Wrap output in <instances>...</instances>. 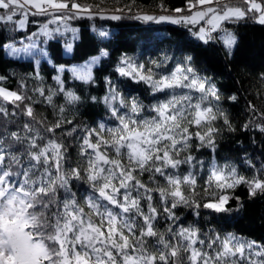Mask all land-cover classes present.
Instances as JSON below:
<instances>
[{
	"label": "snow or ice",
	"instance_id": "1",
	"mask_svg": "<svg viewBox=\"0 0 264 264\" xmlns=\"http://www.w3.org/2000/svg\"><path fill=\"white\" fill-rule=\"evenodd\" d=\"M243 3L247 8L231 6L226 0H188L189 11L197 5L205 7L189 16L135 18L193 25L206 20L211 29L201 27L194 34L207 43L213 39L211 31L220 29L222 22L244 19L249 13L256 23L264 25V0H243ZM213 4L216 7H208ZM29 8L36 10L33 15L48 14L49 9L62 12L64 20L79 13L92 15L90 6L76 0H0V10H3L0 22H13L18 12L26 16ZM174 11L180 13L183 9ZM110 18L120 19L117 15ZM17 23L24 26L23 20ZM43 28L47 35V25ZM222 39L230 51L235 37L225 32ZM30 47L33 46L11 51L27 53ZM122 63L127 68L117 69L121 75L148 83L154 92L170 95L152 106L150 111L154 115L143 116V108L137 101L128 103L110 88L104 102L118 123L111 128L101 125L99 131L91 130L84 136L80 155L87 158V163L83 170L79 167L64 169V145L54 138L56 129L61 127L59 121L44 128V132L52 134L50 137H45L39 128L29 123L23 125V134L20 130L9 132L7 129L0 133V264H182L181 252L189 253V264H236L237 254L243 258L245 246L231 235L220 241V249L211 255L194 247L198 241L196 230L181 228L173 233L177 242L172 244L154 225L159 215L152 203L154 191L159 193L169 219H176L173 209L189 203L183 187L191 185L194 189V176L189 173L181 177L170 171L179 169L182 164L193 165L194 157L181 158V153L191 147L193 139L199 140L201 147L215 149L217 130L212 122L224 116L211 105V100L220 99L216 89L196 76L191 67H177L170 75L155 78L150 70L145 74L142 65L137 67L131 61ZM77 78L87 81L90 73L78 74ZM56 79L59 82V77ZM39 91L43 95V91ZM196 93L199 95L195 96ZM65 97L69 103L79 100L72 92H66ZM0 98L12 104L24 99L4 88H0ZM47 99L51 102L52 97ZM117 100L121 108L127 109L124 114L115 107ZM63 110L61 107L60 111ZM0 113L8 115L3 106ZM25 115L35 120L30 106L26 107ZM224 122L228 123L226 116ZM36 123L43 126L42 121ZM193 127L197 131L193 132ZM260 131L264 132V127ZM93 135L95 142L91 139ZM144 172L152 174L150 179L163 177L166 185L150 188L138 178V173ZM74 180L88 185L83 206L77 200V192L73 191ZM213 181L221 193L240 184L248 185L251 196L264 192V179L256 176L247 179L238 175L235 168L229 171L228 166L219 168L213 164L209 188ZM169 198L171 207L167 206ZM228 199L221 194L214 202L203 206L224 212ZM143 201L147 202V211L142 206ZM169 232H172L171 227ZM153 238L156 245L149 243ZM249 264L256 262L249 258Z\"/></svg>",
	"mask_w": 264,
	"mask_h": 264
},
{
	"label": "trees",
	"instance_id": "2",
	"mask_svg": "<svg viewBox=\"0 0 264 264\" xmlns=\"http://www.w3.org/2000/svg\"><path fill=\"white\" fill-rule=\"evenodd\" d=\"M76 2L90 6L92 15L79 13L68 19L78 30L71 51L63 53L65 40L60 37H42L39 43L44 46L46 58L37 63L29 57L9 56L4 49L5 44L18 43L20 38L29 39L28 36L35 35L38 26L51 14L52 17H61L64 13L49 11L48 14L33 15L35 9L33 12L27 10V20L22 28L16 21L17 17L24 16L19 12L13 22H0V86L24 97L16 104L0 98V106L5 107L8 113L7 117L0 113V133L7 129L9 132L20 130L23 134V125L29 123L39 128L42 135L50 137L52 134L44 132V128L59 121L61 127L56 129L54 138L64 145V169L79 167L83 170L87 163V158L80 155L84 136L91 130L99 131L101 125L111 128L118 123L111 108L104 102L110 88L128 103L137 101L143 108V116L153 115L150 111L152 106L165 97V92H154L148 83L121 75L117 69L123 59H131L137 67L142 65V71L147 74L150 70L155 78L170 75L177 67H191L196 76L216 89L220 99L211 100V105L227 117L228 123L225 124L224 116L212 122V127L217 130L214 150L201 147L200 141L193 139L191 147L181 153V158L193 156V165L182 164L179 169L170 170L181 177L191 173L196 180L194 189L191 185L183 187L189 203L180 204L172 210L176 219L168 218L159 193H152L153 206L159 213L154 221L155 228L172 244L177 242L173 233L188 228L196 230L198 239L204 241L202 249L213 244L217 237L231 235L242 242L252 243L264 253V192L251 196L248 185L240 184L221 193L214 181L209 188L213 164L222 168L228 166V170L235 168L238 175L247 179L254 176L264 179V132L260 131L264 127V25L256 23L252 13L238 21L222 22V28L231 29L235 34L234 46L228 51L217 33L207 43L197 38L194 33L204 20L193 25L135 18L142 15H181L183 13L173 12L177 8L183 9V12L188 10V0ZM232 2L247 8L243 0ZM113 15L120 19H111ZM101 50H106V55L92 68L87 81L73 77L66 69L59 71L57 68L59 65L81 62ZM58 74L59 82L55 77ZM39 90L43 91V95ZM66 92L74 93L79 100L69 103ZM48 96L52 97L51 102ZM233 96L234 100L231 99ZM29 106L35 120L25 115ZM61 107L63 112L60 111ZM115 107L121 114L127 112L126 108L120 107L119 100ZM36 121H42L43 126ZM191 130L197 131L194 127ZM91 139L95 142V135ZM151 176L149 172L138 173V178L150 188L166 185L163 177L150 179ZM72 187L83 206L88 185L74 180ZM221 194L229 197L225 204L226 211L218 213L203 206L214 202ZM63 195L61 191V198ZM133 195L136 193L133 192ZM142 206L147 211L146 201L142 202ZM167 206L171 207L170 198ZM149 243L156 245V238ZM188 255L181 252L182 264H189ZM261 257L264 259V255Z\"/></svg>",
	"mask_w": 264,
	"mask_h": 264
},
{
	"label": "rangeland",
	"instance_id": "3",
	"mask_svg": "<svg viewBox=\"0 0 264 264\" xmlns=\"http://www.w3.org/2000/svg\"><path fill=\"white\" fill-rule=\"evenodd\" d=\"M232 1H237V0H226L227 3H229V4L232 3V4H230L231 6H239L238 3H233ZM213 5H215V4H213ZM221 6H223V5H221ZM202 7H205V6L197 5L195 8L191 9V11L189 13H187V11L189 10L187 8L188 10H186V11L184 10V12L183 11L180 12V13H183V14L177 15V16H174V17L189 16V15L192 14V12L201 10ZM208 7H213V6L208 5ZM29 10L31 12L34 11V9H31V8H29L28 11ZM49 11H53V10L49 9ZM173 13H177V12H173ZM52 15L53 14H51L48 17V19H46L41 25L38 26L36 32H34L35 35L32 36L30 34L28 36L29 39L26 40V38H20L18 40V43H13V42L6 43L5 44V48H4L6 53L9 56L16 57V58L29 57V58L34 59V61L37 63L41 59L46 58V52L44 51V46H42L39 43L40 38H42V37L43 38H47V37H55V36H57V37H60V38L65 40V43L63 44V53L64 54H68L71 51L73 39L77 37V31L78 30H77V28L74 25L70 24L68 19L64 20V19L61 18L62 16L61 17L60 16L59 17L58 16L52 17ZM20 20H23L24 21V25H25L26 20H27V15L26 16L24 15V16L16 18L17 22L20 21ZM51 21H54V22H51ZM199 22H201V21H199ZM44 25H47V33H48L47 35L44 34V28H43ZM206 25H208V24H207L206 20H204L203 25L200 24L199 29L197 31H195V33L199 32L201 26L203 28H205L206 30H208L209 28L205 27ZM18 26H19V24H18ZM225 32L231 33V35L235 37V34H234V32L231 29H226V28H222V27L220 29H217L216 31H211V36H213L214 33H217L218 36L220 37V39L223 42L222 38L224 37ZM6 46H11V47H6ZM29 46H33V47H30L29 51L27 53L18 52V53L13 54L12 51H11L12 48L22 49V48L29 47ZM233 46H234V44H233ZM224 47H225V49H227L229 51V49L226 48L225 45H224ZM105 55H106V50H101L98 54L90 56L89 58H87V59H85V60H83L81 62H74V63L68 64V65H59L57 68H58L59 71H62L64 69L68 70L72 74V76L75 77V78L78 77V74H83V73H90V77H91L92 68L98 63L99 59L101 57L105 56ZM122 61H131L133 64H135L131 59H127V58L123 59ZM120 67L127 68V65L125 63H122V65ZM73 69L76 70L75 73L73 72ZM55 77L56 78L60 77V75L58 74ZM77 79H79V78H77ZM0 88H3V87L0 86ZM6 90H8V89H6ZM169 95H170V93H165V95H164L165 97H163L159 102L168 99ZM198 95L199 94H197V96ZM205 106H207V104ZM153 115H154V113H153ZM219 168H222V167H219ZM225 237L226 236L219 237V240H217V238H216L215 242L212 244V247L209 248V246H208L205 249H202V246L199 243L200 240L198 239V241L194 245V247L199 249V250H201V251H203V252H208L211 255H215V252L220 249V246H221L220 245V241H222ZM233 237H235V236H233ZM235 238H236V242H239V243H241V244H243L245 246V251H244L243 258H241L239 256V254H237V256L234 258L236 260V264H249V258L251 260L255 261L256 264H261V262H264V259L261 256H256L255 255V253L261 252V251L256 249V247L253 246L252 243L242 242L240 238H237V237H235ZM249 244L252 245L251 248L248 247Z\"/></svg>",
	"mask_w": 264,
	"mask_h": 264
},
{
	"label": "built area",
	"instance_id": "4",
	"mask_svg": "<svg viewBox=\"0 0 264 264\" xmlns=\"http://www.w3.org/2000/svg\"><path fill=\"white\" fill-rule=\"evenodd\" d=\"M205 27L209 28V26H208V25H206ZM208 30H209V29H208Z\"/></svg>",
	"mask_w": 264,
	"mask_h": 264
}]
</instances>
